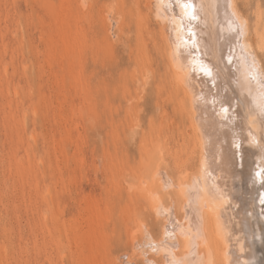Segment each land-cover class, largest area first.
I'll list each match as a JSON object with an SVG mask.
<instances>
[{
    "label": "rangeland",
    "instance_id": "374dc122",
    "mask_svg": "<svg viewBox=\"0 0 264 264\" xmlns=\"http://www.w3.org/2000/svg\"><path fill=\"white\" fill-rule=\"evenodd\" d=\"M147 1L0 0V264L158 257L146 234L161 237L164 223L143 186L147 164L189 180L201 148L188 87L164 53V16ZM237 6L264 66V0Z\"/></svg>",
    "mask_w": 264,
    "mask_h": 264
},
{
    "label": "bare ground",
    "instance_id": "6f19581e",
    "mask_svg": "<svg viewBox=\"0 0 264 264\" xmlns=\"http://www.w3.org/2000/svg\"><path fill=\"white\" fill-rule=\"evenodd\" d=\"M186 3L194 5L195 20L184 8ZM156 5L159 13L156 7L153 12L157 11V17L162 13L164 19H158L166 21L160 23L165 36L160 31L165 37L161 36L166 44L162 47L164 53L170 65L173 63L168 65L174 67L171 70L176 80L179 77L188 87V103L193 110L188 112L196 119L195 127H191L195 133L198 129L194 139L201 148V158L198 172L189 180L177 179L160 165L153 167L152 159L151 166L144 160L148 168L145 165L147 170L142 171L143 186L164 225L161 237L147 235L146 229V240L154 237L148 240L153 247H148L146 240L140 242L144 246L138 245L158 255L146 256L149 264H264V205L259 200L264 185L255 178V173L264 168L260 147L264 144V113L260 110L264 66L260 47L249 33L247 18L238 9L237 0H156ZM79 6L84 7L85 0H79ZM107 17L115 28L118 18L112 7ZM240 22L242 30L237 27ZM155 41L157 44L153 40L151 45L158 48L160 43ZM202 65L212 69V77L200 70ZM223 108L228 112L224 113ZM217 189L223 199L212 198ZM165 194L170 200H165ZM181 208L184 217L179 216ZM132 239L136 241L135 233ZM143 251L149 254L145 248Z\"/></svg>",
    "mask_w": 264,
    "mask_h": 264
},
{
    "label": "snow or ice",
    "instance_id": "6c2138e0",
    "mask_svg": "<svg viewBox=\"0 0 264 264\" xmlns=\"http://www.w3.org/2000/svg\"><path fill=\"white\" fill-rule=\"evenodd\" d=\"M184 8L185 9H189L190 11L188 12V15L190 16V18L192 20H195L197 17L195 15H193V12L195 11V7L194 5L190 4V3H186L184 5ZM237 27L240 28L242 30V22L238 23L237 24ZM193 36L195 35L194 33L192 34ZM230 62V61H229ZM202 72L205 73V75L209 76V77H212V69L207 67V66H204L202 65L201 66V69H200ZM260 110H261V113H264V99H262L261 103H260ZM222 111L224 113H227L228 112V108H223ZM253 142H255V138H253ZM240 145L239 144H236V148L239 149ZM260 147H261V150L264 151V144H260ZM255 178H257L259 180V183L261 185H264V168H261L259 171H257L255 173ZM255 182V181H254ZM212 198L213 199H223V196L222 194L219 192V190L217 189L216 192L212 193ZM259 200H260V203L261 205H264V192H262L259 196ZM226 202V201H225ZM244 264H250L249 261H245Z\"/></svg>",
    "mask_w": 264,
    "mask_h": 264
}]
</instances>
